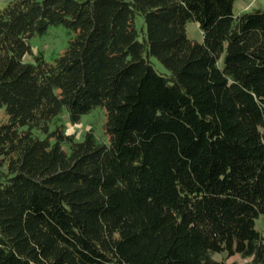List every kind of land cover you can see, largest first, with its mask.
I'll return each mask as SVG.
<instances>
[{
    "label": "trees",
    "instance_id": "obj_1",
    "mask_svg": "<svg viewBox=\"0 0 264 264\" xmlns=\"http://www.w3.org/2000/svg\"><path fill=\"white\" fill-rule=\"evenodd\" d=\"M235 1L6 0L0 264H264V7ZM97 106L106 143L65 133Z\"/></svg>",
    "mask_w": 264,
    "mask_h": 264
},
{
    "label": "rangeland",
    "instance_id": "obj_2",
    "mask_svg": "<svg viewBox=\"0 0 264 264\" xmlns=\"http://www.w3.org/2000/svg\"><path fill=\"white\" fill-rule=\"evenodd\" d=\"M6 0H0V8L5 4ZM250 0H236L233 5V12L239 13L243 11H250L254 8H262L264 4L257 1L256 4L250 5ZM242 4H248V9L238 10ZM135 26L138 31V38L141 39L142 31L145 30L142 17L140 15L135 16ZM187 37L193 41L201 42L202 34L198 29V26L193 21L186 23ZM69 35L66 29L62 25H49L46 32L42 35H35L30 39V45L33 53H42L44 59L47 62H53L54 58L63 51L67 45ZM25 60L30 61L31 56L26 55ZM154 68L161 72L167 73L166 68L154 57L150 58ZM4 119V111L0 109V120ZM105 110L101 106L93 108L91 111L82 114L76 123H70L66 113H63L61 120L65 126V133L74 135V138L81 141L84 138V134L87 130H91L94 136L101 142L106 143L108 140L107 135L104 133L105 122ZM64 148L67 149L66 145ZM255 227L258 230L264 228V224L261 217L255 220ZM213 258L222 261L224 264H248L249 258H242L238 254L227 256L226 253H215Z\"/></svg>",
    "mask_w": 264,
    "mask_h": 264
},
{
    "label": "crops",
    "instance_id": "obj_3",
    "mask_svg": "<svg viewBox=\"0 0 264 264\" xmlns=\"http://www.w3.org/2000/svg\"><path fill=\"white\" fill-rule=\"evenodd\" d=\"M257 1H260L262 4H264V0H250L249 4L254 6V5L256 4ZM234 3H235V2H234ZM233 5H234V4H233ZM248 8H249V7H248V4H242V6H240L238 10H246V9H248ZM233 13H234V12H233ZM238 13H239V11H238ZM238 13H234V14H238Z\"/></svg>",
    "mask_w": 264,
    "mask_h": 264
}]
</instances>
